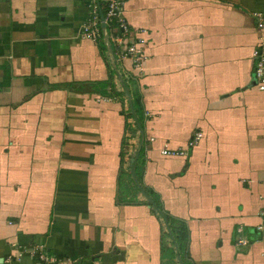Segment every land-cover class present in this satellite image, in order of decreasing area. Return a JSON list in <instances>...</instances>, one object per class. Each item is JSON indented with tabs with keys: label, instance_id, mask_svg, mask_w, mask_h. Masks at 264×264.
I'll return each instance as SVG.
<instances>
[{
	"label": "crops",
	"instance_id": "crops-1",
	"mask_svg": "<svg viewBox=\"0 0 264 264\" xmlns=\"http://www.w3.org/2000/svg\"><path fill=\"white\" fill-rule=\"evenodd\" d=\"M94 1L0 0V264H37L36 246L65 264H179L153 206L120 181L138 139L124 85L143 108L140 183L185 224L188 262L264 264V0H126L140 69L115 28L82 37ZM196 132L186 156L161 155Z\"/></svg>",
	"mask_w": 264,
	"mask_h": 264
},
{
	"label": "built area",
	"instance_id": "built-area-1",
	"mask_svg": "<svg viewBox=\"0 0 264 264\" xmlns=\"http://www.w3.org/2000/svg\"><path fill=\"white\" fill-rule=\"evenodd\" d=\"M126 0H103L105 5L106 15L101 18L100 15V5L99 1L93 2L92 10L89 13V18L82 28L81 35L82 37L97 43L98 40L102 37L101 23L103 22L106 26L108 22L112 19H115L119 24L122 35L115 36L112 38L113 42L121 46L120 57L129 58L132 61L134 68L140 69L143 62L146 61L147 55L145 53L144 46L146 45V40L142 37L143 30H135L131 33L133 36L129 39L128 35L129 30L125 21L120 16V11ZM255 18L257 19L258 29L264 30V18L261 14H256ZM262 45H258V48L253 51V58L255 60L253 75L256 80V86L259 91L264 90V54H263ZM132 120V119H131ZM133 123V120H132ZM201 139V134L196 132L190 139L185 150L177 149L171 150L164 148L160 151L163 157H183L187 155L188 149H193L197 142ZM264 229V222L261 225L256 227L257 231H262ZM237 233H242V230L239 228ZM239 245H245L246 240L238 239ZM32 258L35 259L37 264H65L58 261L55 257L47 255L42 246H36L32 248L31 251Z\"/></svg>",
	"mask_w": 264,
	"mask_h": 264
},
{
	"label": "trees",
	"instance_id": "trees-1",
	"mask_svg": "<svg viewBox=\"0 0 264 264\" xmlns=\"http://www.w3.org/2000/svg\"><path fill=\"white\" fill-rule=\"evenodd\" d=\"M100 15L102 17H105L106 15V11L105 8H101L100 9ZM118 27V28H117ZM110 28H115L116 32H117V36H121L122 32L121 29L119 27V24L117 23V21L115 19H112L110 22H108L106 24V32L109 35V31ZM98 87H102V85L98 84ZM124 91L126 93L129 94L130 96V100H129V114L127 115L129 119L133 120V129H131V133L129 136H131L132 138L135 136V133L138 132V148L135 151V156H131L129 158V162H128V171L123 172L122 170H120V181L124 178H128L129 181H134V186L133 188L135 189L136 192L138 193H142L147 195L151 201H152V205L153 206V210L155 211V213L157 214V216L162 220L163 223H165L167 229H168V234L171 237L172 242L174 243L175 247H176V254L180 259L181 264H190V262H188L187 258L188 255L186 252L187 247H188V233L185 227V224L180 222L179 220H175L174 218H172L171 216L167 215L163 209L162 206L160 204L159 199L157 198V196L148 188L144 187L141 183H140V168H138V158L141 154V146H142V141H143V135H142V127H143V108L141 106V100L139 97L138 93H135L134 95H131L129 92V89L124 85ZM134 96V98L132 97ZM128 127L131 128V125H129ZM130 138V139H132ZM124 155V154H123ZM122 155V156H123ZM121 199H119L120 201ZM129 202V201H128ZM133 202V201H132ZM147 203V202H145ZM161 250L164 251L165 248H163V245H161ZM171 250V249H170ZM169 249H167V255H173L174 253L172 252V250L170 251ZM78 264H87V263H82L81 261Z\"/></svg>",
	"mask_w": 264,
	"mask_h": 264
},
{
	"label": "water",
	"instance_id": "water-1",
	"mask_svg": "<svg viewBox=\"0 0 264 264\" xmlns=\"http://www.w3.org/2000/svg\"><path fill=\"white\" fill-rule=\"evenodd\" d=\"M101 18H102V17H101ZM101 30H102V34H103L104 41H107V34H106V31H105V24H104L103 22L101 23ZM128 97H129V96H128ZM128 101H129V98H128ZM137 148H138V142H137V146H136L135 151L137 150ZM135 151L132 152V157L135 156ZM143 196H144L145 200H146L150 205H152V201H151V199H150L147 195H145V194H143ZM177 261L179 262V264H181L179 258H177Z\"/></svg>",
	"mask_w": 264,
	"mask_h": 264
},
{
	"label": "rangeland",
	"instance_id": "rangeland-1",
	"mask_svg": "<svg viewBox=\"0 0 264 264\" xmlns=\"http://www.w3.org/2000/svg\"><path fill=\"white\" fill-rule=\"evenodd\" d=\"M101 17H102V16H101ZM100 27H101V25H100ZM128 121H129L130 124L132 123V120H131V119H128ZM133 140H134V139H133ZM136 140H137V138H136V136H135V141H134V142L127 143L126 146H130V145H131V146H134V145H136V144H137V143H136V142H137ZM128 150H131V148H128ZM129 161H130V160H129V158H128V160H126V167H125L126 170L124 171V172H126V173H127V171H128L127 169H128V162H129ZM141 195L143 196L142 193H141ZM143 197H144V196H143ZM238 234H241V233H238ZM237 243H238V240H237Z\"/></svg>",
	"mask_w": 264,
	"mask_h": 264
}]
</instances>
